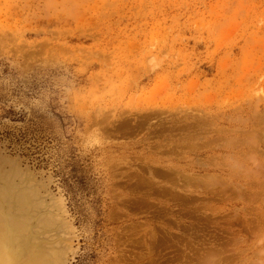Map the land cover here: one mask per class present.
Wrapping results in <instances>:
<instances>
[{"label":"rangeland","instance_id":"obj_1","mask_svg":"<svg viewBox=\"0 0 264 264\" xmlns=\"http://www.w3.org/2000/svg\"><path fill=\"white\" fill-rule=\"evenodd\" d=\"M263 144L264 0H0V178L31 177L65 264H264L232 191Z\"/></svg>","mask_w":264,"mask_h":264},{"label":"bare ground","instance_id":"obj_2","mask_svg":"<svg viewBox=\"0 0 264 264\" xmlns=\"http://www.w3.org/2000/svg\"><path fill=\"white\" fill-rule=\"evenodd\" d=\"M232 131L224 133L238 134L235 130ZM215 133L218 136L223 132L220 129H217ZM197 137L195 129L192 138L197 139ZM240 143L241 144L239 145H237V143H230L228 145L234 146V149L238 148L235 152L238 154L237 158H239L241 162L247 164V160L250 158L248 154L253 150V147L256 144L253 146V144L249 143L245 138ZM215 146H218L220 150H223L221 147H224L220 144H215ZM216 150L219 149L215 148L213 149V152ZM220 156H216V158H219ZM262 159H264V156ZM214 161H216V159ZM217 162H214L215 164L213 163V165H211L209 170L213 171V173L211 175L209 174L206 181L208 180L209 182H212L211 184L222 183L223 181V185L224 182H226V184L234 182L233 179L238 171L234 173L230 169L229 173H226L228 172L227 169H225L226 166L224 167ZM257 167L256 174H261L264 178V163H259ZM216 173L219 175L226 173L229 176V179L226 178V180L223 179L220 182L221 179ZM15 177L17 178V181H15ZM228 180H230V182H228ZM0 181V264H65V258H63L64 253L62 254L61 250L53 249L55 247V242L52 237L55 234L52 235L51 232L56 230L57 213H55L53 209H49V206L51 207L52 205L47 206L44 200L42 201L31 177L28 174L21 173L15 165V167L11 168L6 177L0 178ZM261 183L262 185L256 189L254 183L246 180L242 182L239 181V185L238 182H236V184L232 183V191L238 196L239 200H242L241 202L244 201L245 204L251 207H248L250 211L241 210L243 219L247 222H257V224L252 223L254 226L250 225V227L252 229H257L256 233L264 237V180L261 181ZM255 184L258 185L257 183ZM241 188H246V191H243ZM52 203L54 204V202ZM253 204L254 206L256 205V212L251 211L253 210ZM44 234H46V237H44ZM261 236L260 238H262ZM205 253H207V251H205Z\"/></svg>","mask_w":264,"mask_h":264},{"label":"water","instance_id":"obj_3","mask_svg":"<svg viewBox=\"0 0 264 264\" xmlns=\"http://www.w3.org/2000/svg\"><path fill=\"white\" fill-rule=\"evenodd\" d=\"M0 183H1V181H0ZM47 234V233H46ZM46 234H44V237H46ZM51 234L53 235V234H55L53 237H52V239H55L58 235L56 234V231H54V232H51ZM58 238H59V236H58Z\"/></svg>","mask_w":264,"mask_h":264}]
</instances>
